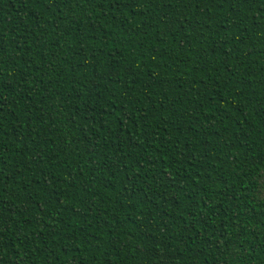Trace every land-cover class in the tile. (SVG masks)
<instances>
[{
	"label": "trees",
	"instance_id": "16d2710c",
	"mask_svg": "<svg viewBox=\"0 0 264 264\" xmlns=\"http://www.w3.org/2000/svg\"><path fill=\"white\" fill-rule=\"evenodd\" d=\"M0 264H264V0H0Z\"/></svg>",
	"mask_w": 264,
	"mask_h": 264
}]
</instances>
